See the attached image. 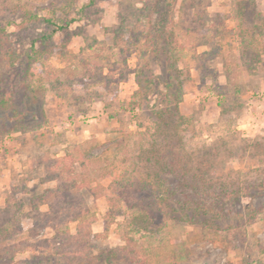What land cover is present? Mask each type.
Instances as JSON below:
<instances>
[{
    "label": "rangeland",
    "instance_id": "1",
    "mask_svg": "<svg viewBox=\"0 0 264 264\" xmlns=\"http://www.w3.org/2000/svg\"><path fill=\"white\" fill-rule=\"evenodd\" d=\"M88 1L0 0L12 49L35 57L30 85L25 56L8 72L0 61V81H13L29 119L0 131V264H264V0H172L169 62L183 120L168 143L135 78L163 0ZM24 10L79 18L52 33L41 20L23 24ZM151 60L161 71L163 60ZM154 149L201 177L207 193L235 189L226 207L235 224L139 228L134 204L147 197L138 187ZM89 230L96 248L68 254ZM127 243L133 253L117 249Z\"/></svg>",
    "mask_w": 264,
    "mask_h": 264
},
{
    "label": "trees",
    "instance_id": "2",
    "mask_svg": "<svg viewBox=\"0 0 264 264\" xmlns=\"http://www.w3.org/2000/svg\"><path fill=\"white\" fill-rule=\"evenodd\" d=\"M66 1L67 7H71L73 2L77 0ZM173 1L163 0L160 17L156 25L157 28L154 31L155 33L149 36L151 49L147 57L150 55L151 58H145L144 65L135 72L138 84L136 95H139L145 101H148L152 96L154 97V107H152L151 113L158 124V132L162 133L161 141L164 143L170 141V136H172L170 128L176 127L183 120L182 115L179 113V103L182 99V81L178 68L172 62H169L171 58L169 44L173 34L171 26ZM94 3V0H89L87 5L92 6ZM78 18L71 16L65 22H61L62 19L54 21L50 17L40 16L27 10H24L21 14V22L23 24L27 25L32 20H41L53 27L52 33L67 29ZM11 24L13 23L2 24L0 21V61L6 65V72H8L16 68L23 56H25L27 66L22 72L24 78L21 82L26 83V80L29 79L30 85L31 73H29V67L31 60H34L35 57L28 53H17L12 49L10 32L6 28L7 25ZM32 50L35 52L33 44ZM150 59L154 62L163 60L164 64L162 67L160 66L161 71H152ZM12 82V80H7V82L0 81L2 88L0 89V111H4L6 114L3 119L1 118V132L2 130H18L29 122V119L26 118V113L17 107L15 103L13 95L15 90L10 88ZM151 155L146 159L147 164L140 176V185L138 187L139 190L147 193V197L141 203L134 204L136 211H134L133 218L139 228L147 231L159 230L170 219L188 223H200L206 227L217 228L224 226V224H227V226L235 224V217L229 216L226 209L227 204L231 200L236 201L239 198L235 189L223 188L220 192L207 193L206 190L208 188L201 182V177L190 174L187 168H177L173 160L165 161V153L160 152V150H155L154 154ZM57 192L58 197L68 205L65 199V196L68 197V195H64L60 189ZM65 211H69V207L57 211V214L60 215ZM239 215L244 216L243 214ZM79 216L81 215L68 213V220L75 221ZM253 217L254 214H250L247 221ZM83 237V242L74 240L72 245L68 247L70 249L67 252L68 254L84 256L96 248L95 244L92 243L95 237L94 233L89 230ZM129 246L131 245L127 243L126 246L118 247L117 249H124L127 252L132 250L131 252L133 253V249H130ZM110 255L116 256V250L112 249V254L110 253ZM110 259L108 255L107 260L109 262Z\"/></svg>",
    "mask_w": 264,
    "mask_h": 264
}]
</instances>
